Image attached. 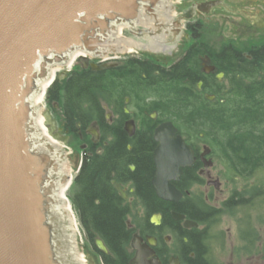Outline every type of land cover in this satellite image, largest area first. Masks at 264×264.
I'll return each instance as SVG.
<instances>
[{
	"label": "flooded vegetation",
	"instance_id": "flooded-vegetation-1",
	"mask_svg": "<svg viewBox=\"0 0 264 264\" xmlns=\"http://www.w3.org/2000/svg\"><path fill=\"white\" fill-rule=\"evenodd\" d=\"M207 1L166 0L158 19L165 17L175 24V28L171 30L160 31L159 28L152 29L145 25H139L137 30L123 29L119 38L128 37L138 45L122 53L117 50L111 60L112 67L118 70L127 62L147 70L152 59L150 54L154 55L153 60L158 68L168 67L185 55L187 50L200 44L201 29H215L217 25L211 24L220 22L221 19L226 21L225 25L230 31L238 28L244 29L245 32L258 30L248 33L249 36L264 32L262 0H248L233 5L218 0L217 5L198 7L199 3ZM258 4L260 5L256 8ZM215 8L219 11H213ZM151 30L154 32L153 36L149 34ZM158 34H161L163 40L155 42L158 38L154 36L159 37ZM146 35L148 36L145 37ZM132 43L129 42V45ZM154 43L159 46H152ZM178 44L180 47L176 51H180V55L177 58H169ZM252 46L254 45L237 47L226 43L221 45L217 52L230 48L249 58L248 51ZM214 55L208 50L201 55L197 53L201 62L215 67L209 73H204L213 74L220 81L223 77H217L218 71L212 60ZM67 75L68 73L59 81ZM252 79L250 76L243 77L246 81ZM220 86L217 85L215 90H219ZM209 94L213 95L212 99H208L211 114L210 140L203 139L201 133L192 138V134H184L172 122L176 127L175 135H181L191 150L189 164L181 166L177 178L170 180L178 192L175 199L158 196L152 183L156 173L155 153L158 145L154 139L155 129L162 122L168 121L161 119L158 111L143 109V114L146 115L144 116L140 114L134 100H129L131 98L126 96L124 102L128 104L122 105L123 113L115 127L122 128L126 138L131 139L117 141L102 138L105 129L104 125L100 124L101 119L92 118L86 125L77 123L73 126L60 119V107L56 101H47L46 107L56 120L55 131L72 146V156L79 155L80 167L84 160L96 154L113 152L127 155L122 156V162L115 165L111 173V183L119 195L116 184L126 193L125 198L121 195L120 197L127 203L129 210L126 219V226L131 231L127 246L128 264L136 254L133 241L142 248L145 247L146 252H153L147 256L148 264H152L155 258L160 264H264V129L257 125L255 130H249L247 126L239 131L222 132L214 123H223L225 119L223 115L220 117L216 114H223L225 110L229 114L244 109L231 106L225 109L221 104L227 96H246L243 93L221 91ZM260 95L259 92L256 94L257 101L262 98ZM138 98L140 102L136 103L147 104L145 102H150L151 96L142 94ZM234 104L236 105V102ZM252 104L253 102L247 105ZM255 109L256 107L250 108ZM127 120L134 122L133 134H129L125 129ZM107 121L112 120L109 118ZM214 134H220L223 140L215 139ZM144 135L148 138H143ZM241 137L244 139L239 146L238 138ZM119 144L125 146L118 148L121 146ZM70 165L74 172L72 162ZM76 174H73V179ZM82 247L84 254L90 256L95 264H104L103 254L108 253L100 251L88 235Z\"/></svg>",
	"mask_w": 264,
	"mask_h": 264
},
{
	"label": "water",
	"instance_id": "water-1",
	"mask_svg": "<svg viewBox=\"0 0 264 264\" xmlns=\"http://www.w3.org/2000/svg\"><path fill=\"white\" fill-rule=\"evenodd\" d=\"M164 2L0 0V264H87L80 255L83 244L65 213L66 139L54 132L56 121L48 109L41 112L49 129L42 128L34 113L36 91L39 82L63 64L72 50L85 49L79 62L98 70L111 64L90 61L88 55L114 53L116 49L123 52L138 45L128 37L125 41L119 38L117 34L124 27L134 30L135 26L145 25L160 31L175 28L169 19H158ZM218 3L209 0L198 7ZM160 35L154 36L158 38L155 42L163 40ZM155 44L152 46H159ZM214 69L205 63L202 67L206 73ZM66 74L64 69L57 78ZM222 75L220 72L217 77ZM206 97L212 99L213 95ZM125 129L133 134V120L125 122ZM175 131L174 124L165 121L154 133L158 145L152 183L164 199L177 197L170 180L191 161L189 146ZM78 161L79 155L74 154V168ZM115 187L125 198V191L118 184ZM94 243L108 253L102 239L95 238ZM132 245L136 254L130 264H148L147 256L153 252H146L135 241ZM86 260L95 264L90 256ZM152 264L160 263L155 258Z\"/></svg>",
	"mask_w": 264,
	"mask_h": 264
},
{
	"label": "trees",
	"instance_id": "trees-1",
	"mask_svg": "<svg viewBox=\"0 0 264 264\" xmlns=\"http://www.w3.org/2000/svg\"><path fill=\"white\" fill-rule=\"evenodd\" d=\"M199 43L164 68H158L153 58L147 70L127 62L118 70L112 66L94 70L77 64L65 79L55 80L46 92V99L58 102L62 109V119L67 123L73 126L77 123L86 125L92 118L101 119L100 124L105 129L102 138L123 141L131 138H126L122 128L115 127L119 120L107 122L106 106L113 112L122 114L121 108L126 96L131 100H138L140 95L145 94L151 96L150 102H134L141 106L140 114L144 115L143 109L155 110L159 112L161 119L172 121L184 134L198 136L202 133L206 136L211 114L210 102L205 93L220 90H215L218 85L216 77L202 71L197 53H204L207 44L202 41ZM248 54L250 57L246 58L239 51L223 48L212 58L216 71L223 72L224 77L229 80L228 91L246 96H236L235 100L253 102L252 106L243 105L241 108L244 111L227 113V117L231 119L227 125L214 123L219 124L216 128L224 132L230 124L241 127L264 123V44L252 46ZM244 76L253 79L246 82L242 80ZM198 81H202L201 89L197 87ZM258 92L261 93L259 97H262L259 101L256 100ZM221 105L224 108L231 106ZM251 107H256L258 112L250 110ZM216 116L221 117L220 114ZM143 138L148 137L144 135ZM243 139L238 138L239 146ZM119 145L121 146L118 148L125 146ZM122 156L127 155L106 152L84 160L69 192L84 233L92 243L97 237L102 239L108 249V254H103L104 264H128L129 259L127 246L131 231L126 226L128 205L111 183V173L117 162H122Z\"/></svg>",
	"mask_w": 264,
	"mask_h": 264
},
{
	"label": "rangeland",
	"instance_id": "rangeland-1",
	"mask_svg": "<svg viewBox=\"0 0 264 264\" xmlns=\"http://www.w3.org/2000/svg\"><path fill=\"white\" fill-rule=\"evenodd\" d=\"M224 1H226V2L230 3L231 5H233V4H238L239 2L248 1V0H224ZM259 5L260 4H258L256 6V8ZM262 5H264V0H262ZM212 6H214V5H212ZM213 11H219V9H216L215 8V9H213ZM257 12H260V11L257 10ZM220 13H223V12L220 11ZM262 13H264V8H262ZM224 14L227 15V13H225V12H224ZM221 20H220L221 23L218 21L216 23L213 22L211 24L213 26L217 25L215 29H209V30L201 29L200 39H201L202 42H205L207 44V46L205 47V51L208 50L209 53H212L214 55L215 53H218L217 50H220V46L221 45H224L226 43H231L232 45L237 46V47H239L240 45H243V46L244 45H257V46H260V45L264 44V32L249 36L248 33L256 32L258 30L255 29V30H251L249 32H247V31L245 32L244 29H239L238 28L237 30L230 31L229 29H227V25H225L226 21L224 19H221ZM179 47H180V44H178L177 46H175L173 48V51L169 55V58H170V56H173L171 58H174V57L177 58L180 55L179 54L180 51H176L177 49H179ZM200 62H201V59H200ZM200 64H201V68H202L203 67V64H204L203 61ZM221 77H223V79H221L220 81H219V79L217 80L218 81V85H221L219 90L221 92L234 93V92H229L228 91V89H229L228 88V86H229V80L227 79V77H224V74ZM242 80H243V78H242ZM244 81H246V80H244ZM199 89H201V86L199 87ZM129 100H131V99H129ZM124 101H125V99H124ZM134 102H140V99L139 98H138V100H135L134 99ZM235 102H236V105L234 104ZM250 102H244V101L243 102H237L234 97H230V96L228 97L227 96L225 98V101L222 104L223 105L225 104L226 106H229L230 104H232L231 105V108L232 107H237V108L242 109L241 107L243 105H244L243 107H245L246 104H249ZM42 103H43V105L40 104V108L42 107L41 110H43V106H45V103L46 102L43 101ZM125 103L126 102H124V105L128 104V103H126V104ZM56 104L59 106L58 102H56ZM102 104L104 105V102H102ZM127 107L129 108L131 106H127ZM140 107L141 106H138L139 110H140ZM225 109H228V107L225 108ZM60 110H62L61 107H60ZM238 112H240V110ZM227 113H228L227 110H225V112L223 114L222 113L220 114V115H223V119H225V122L222 123V124H224L223 126L227 125L229 123V120H230L229 117H226L227 116ZM236 113L237 112H235V114ZM58 114H59L60 119L62 121H64V119H62V116H61V112L60 111L58 112ZM119 116H121V114H118V113L113 112L112 110H110L106 106V109H105V117H106L107 120L109 118L112 120V121H109V122L107 121L108 123L118 121L119 120ZM88 122H91V119ZM69 124H71V123H69ZM257 125L261 126L260 129L261 128L264 129V123H258L256 125H250L249 126V130H253V129L255 130V126H257ZM217 126H219V124ZM230 126H231V124L228 125V127H227V133L232 132L234 130H237V131L242 130L247 125H244V126H241V127L240 126L237 127V125L234 124L231 127ZM221 131L224 132L223 130H221ZM199 134H198V136H199ZM209 134H210V129H209L208 134L206 136H204L203 134L201 136L205 140H210L211 134L210 135ZM195 137L196 136H192V138H195ZM214 138L215 139H218V140H221V141L223 140V137L220 134H214ZM71 147L72 146L69 143L68 144L66 143V161L68 162V165L70 167V170H71V165H70V161H69L70 159L67 156H72L73 155V154H71L72 153L71 152ZM71 172H72V170H71ZM72 173L74 174V172H72ZM68 192H69V188L66 191V195L69 198ZM72 210L74 212L75 219H76V223L78 225L77 236L79 237V239L82 242V244H84V234H83V230H82V228L80 226V223H79V220H78L76 211L74 210V208H72ZM245 264H247V262H245Z\"/></svg>",
	"mask_w": 264,
	"mask_h": 264
},
{
	"label": "bare ground",
	"instance_id": "bare-ground-1",
	"mask_svg": "<svg viewBox=\"0 0 264 264\" xmlns=\"http://www.w3.org/2000/svg\"><path fill=\"white\" fill-rule=\"evenodd\" d=\"M131 47L132 46H129L128 49L131 48ZM134 47H137V45H134ZM85 52H86L85 49H75V50H72L69 53V56L65 60L64 63L66 65H71L74 57L78 53H85ZM57 68H55L54 70H52L51 72H49L48 77L45 78V79H42L39 82V89H38V91H36V95H35L34 113H35V116H36L37 120L41 124L42 128L45 129V130H48L49 129V126L44 123V118H43V115H42V112H41L40 104H41L42 99H43L44 90L48 86V84H49L50 80L52 79V77L54 75V72L56 71ZM54 132H56V131H54ZM54 132H52V133H54ZM65 175L68 176V180H65V213L68 215L69 220H70V225L72 226L73 230L77 234L78 227H77V224H76L75 215H74V212L72 210L71 204H70V202H69V200L67 198V195H66V191L68 190L69 183H70V181H69L70 167H69L68 162L66 160H65Z\"/></svg>",
	"mask_w": 264,
	"mask_h": 264
}]
</instances>
